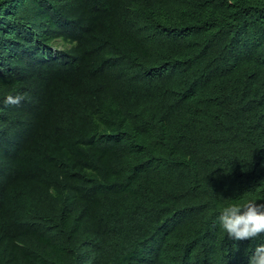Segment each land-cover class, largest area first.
Listing matches in <instances>:
<instances>
[{"label":"trees","instance_id":"trees-1","mask_svg":"<svg viewBox=\"0 0 264 264\" xmlns=\"http://www.w3.org/2000/svg\"><path fill=\"white\" fill-rule=\"evenodd\" d=\"M254 193L264 0H0V264H247Z\"/></svg>","mask_w":264,"mask_h":264},{"label":"clouds","instance_id":"clouds-1","mask_svg":"<svg viewBox=\"0 0 264 264\" xmlns=\"http://www.w3.org/2000/svg\"><path fill=\"white\" fill-rule=\"evenodd\" d=\"M22 95L8 94L5 103H19ZM261 201V202H257ZM216 221L224 234L233 240L248 239L264 232V193L251 194L224 204ZM247 264H264V243L255 246Z\"/></svg>","mask_w":264,"mask_h":264},{"label":"rangeland","instance_id":"rangeland-1","mask_svg":"<svg viewBox=\"0 0 264 264\" xmlns=\"http://www.w3.org/2000/svg\"><path fill=\"white\" fill-rule=\"evenodd\" d=\"M60 44H61V43H60ZM61 45H64V44L62 43ZM64 46H66V45H64Z\"/></svg>","mask_w":264,"mask_h":264}]
</instances>
